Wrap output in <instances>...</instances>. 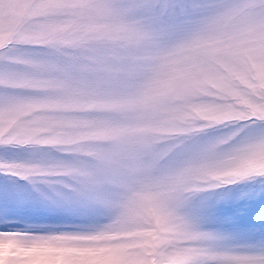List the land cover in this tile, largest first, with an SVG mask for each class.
<instances>
[{
  "label": "snow or ice",
  "instance_id": "1",
  "mask_svg": "<svg viewBox=\"0 0 264 264\" xmlns=\"http://www.w3.org/2000/svg\"><path fill=\"white\" fill-rule=\"evenodd\" d=\"M0 175L87 218L0 264H264L200 199L264 185V0H0Z\"/></svg>",
  "mask_w": 264,
  "mask_h": 264
},
{
  "label": "rangeland",
  "instance_id": "2",
  "mask_svg": "<svg viewBox=\"0 0 264 264\" xmlns=\"http://www.w3.org/2000/svg\"><path fill=\"white\" fill-rule=\"evenodd\" d=\"M218 134L220 133L212 135ZM17 155L32 158L26 151ZM8 186L19 187L30 194L27 201L20 205H12L8 200L0 198V216L6 217L4 223L9 226L20 227L27 224L33 228L69 227L87 220L83 215L41 201L32 193L27 182L19 181L13 185L12 181L0 175V190ZM200 199L209 204L210 213L217 222L214 226L232 234L236 238L234 243L244 244L252 239H264V185H231L218 192L203 193ZM3 226L4 224H0V228ZM3 254L0 251V255ZM41 264H61V261L58 258H44Z\"/></svg>",
  "mask_w": 264,
  "mask_h": 264
}]
</instances>
